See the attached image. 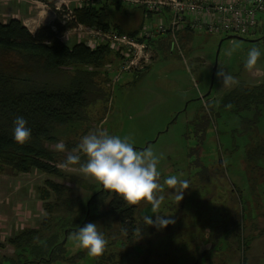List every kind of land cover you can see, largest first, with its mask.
Here are the masks:
<instances>
[{"label":"rangeland","instance_id":"obj_1","mask_svg":"<svg viewBox=\"0 0 264 264\" xmlns=\"http://www.w3.org/2000/svg\"><path fill=\"white\" fill-rule=\"evenodd\" d=\"M132 1L83 0L77 3L96 5L110 2L107 5L110 22L121 25L125 31H137L141 36L153 32L159 37L162 45L161 48H155L153 44L148 45L150 65L143 70L144 73L124 71L119 60L116 64L102 69L108 72L107 86L111 91L106 101H95L87 108V133L107 131L111 135L127 137L138 150L150 147L159 157L160 183L165 179L163 175L165 172L182 169L186 165V160L192 161L193 173L202 171L203 165L199 164L203 161L211 163V169L216 170L221 176L210 180L209 176H213L209 172L207 181H197L193 190L189 192L191 198L181 202L177 211L176 226L180 233L184 234V237L181 236L185 241L183 250H188L193 243L192 238L188 239L192 234H212L215 229V233L218 234L215 243L221 247L214 250L215 252L213 249L217 246L213 248L207 244L203 247L205 251L210 252H204V258L202 257L199 264H264V173L258 167L253 170L252 166L247 164L249 160L247 161L248 157L246 159V153L244 154L246 142L256 129L257 132L264 133V119L261 117L256 123L252 111L240 112L238 115L234 110H229L225 97L237 84L223 85L222 79H218L216 75L221 67L238 80V84L249 87L262 82L264 77L262 32L246 36L234 35L242 40H227L226 38L232 34L194 32L189 39L184 36L182 38L180 34L178 36L180 49H177L173 47L174 43L168 34H156L160 25H167L169 13L155 12L151 17H147L143 8ZM115 3L119 4V7ZM67 5L70 6V3L62 6L71 10L72 8ZM33 6L37 7L29 10L24 6L25 8L18 11L21 12L19 14L11 12L17 7H9L7 13L0 14V21H6V24L11 17L23 15V22L20 19L16 20L26 26L27 30L34 32L37 26L47 24L50 18L49 14H37V11L42 9L40 3ZM260 18L264 22V13L258 15L257 19ZM92 30V27L80 25L77 30L65 33L60 40L68 47L82 43L83 40L86 45H91ZM252 47L260 48L261 57L255 68L248 71L244 64L248 50ZM48 148L60 152L56 145ZM60 154L64 157L57 160L55 166L65 172L64 179L34 170L28 174L18 175L9 168L0 170V258L14 257V249L8 244V239L25 229L40 227L48 216L45 204L56 205L54 203L66 200L62 208L69 210V202H80L84 196L90 195L88 187L98 183L82 174L79 165L63 168L61 165L68 152ZM195 154H199L200 157L194 159ZM259 164L261 165V162ZM262 166L264 167V163ZM204 170L206 172L210 169L204 167ZM45 181L69 188L66 198H59L58 201L55 199V193L50 192V197L45 199L46 202L41 200L40 189L46 187ZM228 183L236 186L242 198H234L231 203L225 198L222 187L226 188L225 185ZM108 193L107 201L113 192ZM142 205L145 208L148 206L147 202L141 203L140 206ZM63 212L59 210L57 215ZM236 222L239 224L238 232L235 231ZM93 223H96L100 230L103 224L107 225L111 221L102 219L101 222ZM116 225L115 221L112 226L117 228ZM225 231H228L229 246L223 244ZM233 231L235 232L232 233ZM237 234L240 238L236 236ZM239 239H242V242ZM64 243L69 246L67 249L69 254L86 251L81 247L78 249L75 241L68 242L66 237L63 239ZM183 259L185 258L175 263L160 260L154 262L153 259L152 264H183ZM190 261L191 259L184 264H197V261H194L195 263Z\"/></svg>","mask_w":264,"mask_h":264},{"label":"trees","instance_id":"obj_2","mask_svg":"<svg viewBox=\"0 0 264 264\" xmlns=\"http://www.w3.org/2000/svg\"><path fill=\"white\" fill-rule=\"evenodd\" d=\"M42 2L55 12L56 18L50 26L41 27L32 34L16 19L0 24V170L9 168L17 175L28 174L34 170L64 179L65 172L55 166V162L64 156L48 147L59 142H64L67 152L77 147L88 131L87 108L95 101H106L110 95L111 90L107 86L108 72L103 71L104 68L116 64L118 60L123 64L125 58L118 53L114 54L106 42H100L95 47L84 42L68 47L60 40L61 36L75 29L77 25H84L105 32L113 30L139 42L145 41L149 46L153 44L155 48H161L162 45L157 36L145 39L137 31H125L121 25L110 22V14L107 12L110 2L84 4L71 10L64 6L56 9L55 0ZM138 6L143 8L147 17L157 12L147 9L145 5ZM257 21L254 34L261 31L264 39V22L261 18ZM193 33L194 31L184 27L177 32V39L180 34L182 38L184 36L189 39ZM225 99L226 104L231 105L229 110H234L238 115L240 112L252 111L253 119L256 123L259 122L261 117L264 119V77L255 86L237 84L227 92ZM18 116H22L32 130L30 142L23 145L13 138V121ZM246 143L244 154L246 153L245 158L248 157L247 161L249 160L247 164L253 170L255 167L261 168L264 173V133H259L256 129ZM190 155L191 153L188 154L189 157ZM193 156L194 159L200 157L199 154ZM85 160L86 157L82 154L81 162ZM192 165V161L186 160L182 169H170V172L163 174L165 179L171 175L182 174V178L187 179L190 184L180 202L172 195L173 190L165 185L162 193L165 199L159 214L174 221L167 228L157 230L145 225V215H152L155 220L150 204L147 203L146 208L144 205L140 206L146 201L129 205L115 193L107 201L109 193H106L100 183H96L88 187L90 195L84 196L80 202H69V210L62 208L66 200L54 203L56 205L45 204L48 216L40 227L25 229L8 239V244L14 249V257H2L0 264H152L159 260L175 263L181 258H185L183 264L189 259L190 262L197 261L199 264L204 258V252H210L203 247L207 244L213 248L217 246L213 252L221 247L215 243L218 234L215 229L212 234H192L188 239L192 238L193 243L188 250H183L184 234L176 226L177 211L181 202L191 198L189 192L197 181H207L209 172L213 176H209L210 180L219 178L221 174L211 169V163H200L199 166L203 165V169L197 173L192 172ZM204 167L210 170L205 172ZM45 185V188L40 189V198L44 202L50 197V192L55 193V199L59 201V198H66L69 191V188L52 181H45ZM225 187L222 189L230 203L234 198H242L234 184L228 183ZM104 207L107 209L103 210ZM59 210L63 214L57 215ZM102 219L111 221L107 225L103 224L100 229L108 240L105 253L99 257L89 256L87 250L69 254V246H66L67 243L63 244V239L66 237L71 242V233L77 230V226L83 227L88 222H101ZM115 221L118 229L112 226ZM236 226L235 231L238 232L237 222ZM224 234L226 236L223 244L229 246L228 231ZM236 236L240 238L238 234ZM239 240L242 242V239ZM244 262L245 260L242 261Z\"/></svg>","mask_w":264,"mask_h":264},{"label":"clouds","instance_id":"obj_3","mask_svg":"<svg viewBox=\"0 0 264 264\" xmlns=\"http://www.w3.org/2000/svg\"><path fill=\"white\" fill-rule=\"evenodd\" d=\"M260 57L259 47L250 48L244 64L245 69L252 71ZM216 75L218 79H222L223 85L239 83L221 67ZM13 124L14 140L21 145L29 143L32 130L27 126V121L22 116H18ZM56 149L64 152L66 146L63 142H59ZM81 153L86 157L83 163ZM158 164L159 157L150 147L138 150L127 137L121 138L102 131L84 135L77 147L68 152L61 166L67 169L70 166L79 165V171L82 174L100 183L105 190L123 198L129 205H137L141 201H146L151 205L155 220L152 219V215H145L143 218L145 225L161 230L174 223L173 220L166 219L164 215L159 214V209L165 199L162 195L165 185L173 190L172 195L177 202H180L184 198L185 190L190 188V184L187 179L182 178V174L171 175L160 183L161 173L158 170ZM70 238L76 242L78 247L87 250L88 255L92 257L102 256L108 247V240L104 233L93 222H88L83 227L77 226V230L71 233Z\"/></svg>","mask_w":264,"mask_h":264},{"label":"built area","instance_id":"obj_4","mask_svg":"<svg viewBox=\"0 0 264 264\" xmlns=\"http://www.w3.org/2000/svg\"><path fill=\"white\" fill-rule=\"evenodd\" d=\"M132 3L169 13L167 25H160L156 34H169L177 49V32L184 27L194 32L246 36L254 34L257 17L264 13V0H133ZM79 27L77 25L73 30ZM92 32L90 44L95 47L100 42L108 43L114 52L125 58L124 71H143L150 65L149 46L145 41L139 42L113 30L105 32L93 28ZM155 36L153 32H147L140 37L153 39Z\"/></svg>","mask_w":264,"mask_h":264},{"label":"crops","instance_id":"obj_5","mask_svg":"<svg viewBox=\"0 0 264 264\" xmlns=\"http://www.w3.org/2000/svg\"><path fill=\"white\" fill-rule=\"evenodd\" d=\"M83 1V0H55L56 2V9L61 7L62 5H65L66 3L69 4L72 9L76 8V7H80L81 5H83L82 3L77 4L78 2ZM40 3V5H42V9L41 11H37V14L41 15V14H49V18L50 21L47 24H41V27H45V26H50L54 20H55V12L53 10H51L47 5H45V3L42 2V0H2L0 2V14L4 15L5 13H7V10H9V7H17L15 9H13L11 12L12 13H17L19 10H21L22 8H25L24 6H26L29 10L32 9L34 6L33 4H37ZM37 6L34 7V9ZM21 12H18L17 14H19ZM23 15H21L20 17H11L9 20L11 19H20L22 21ZM6 21H0V23L5 24ZM23 22V21H22ZM26 27V26H25ZM40 25L37 26V28H35L34 32H31L32 34L36 33L40 28ZM70 32V31H69ZM68 33V32H67ZM85 43V40L81 41Z\"/></svg>","mask_w":264,"mask_h":264},{"label":"water","instance_id":"obj_6","mask_svg":"<svg viewBox=\"0 0 264 264\" xmlns=\"http://www.w3.org/2000/svg\"><path fill=\"white\" fill-rule=\"evenodd\" d=\"M227 40H232V39H237V40H242V38L234 36V35H230L226 38ZM102 186V185H101ZM109 191L106 190V193H108Z\"/></svg>","mask_w":264,"mask_h":264},{"label":"flooded vegetation","instance_id":"obj_7","mask_svg":"<svg viewBox=\"0 0 264 264\" xmlns=\"http://www.w3.org/2000/svg\"><path fill=\"white\" fill-rule=\"evenodd\" d=\"M170 45H171V44H170ZM171 46H172V45H171ZM173 47L175 48L174 44H173ZM178 49H180V48H179V41H178ZM102 187H103V186H102Z\"/></svg>","mask_w":264,"mask_h":264}]
</instances>
